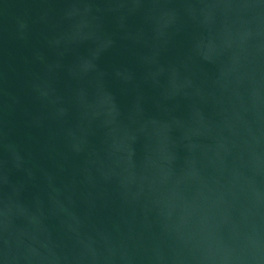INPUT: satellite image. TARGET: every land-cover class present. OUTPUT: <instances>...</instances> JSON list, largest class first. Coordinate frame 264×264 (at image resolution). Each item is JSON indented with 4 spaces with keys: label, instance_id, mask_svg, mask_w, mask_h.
I'll return each mask as SVG.
<instances>
[{
    "label": "water",
    "instance_id": "obj_1",
    "mask_svg": "<svg viewBox=\"0 0 264 264\" xmlns=\"http://www.w3.org/2000/svg\"><path fill=\"white\" fill-rule=\"evenodd\" d=\"M0 264H264V0H0Z\"/></svg>",
    "mask_w": 264,
    "mask_h": 264
}]
</instances>
